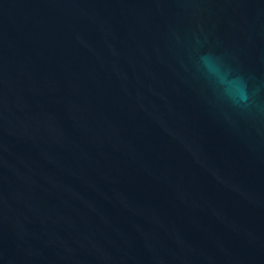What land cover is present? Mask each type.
I'll use <instances>...</instances> for the list:
<instances>
[{
    "label": "water",
    "instance_id": "obj_1",
    "mask_svg": "<svg viewBox=\"0 0 264 264\" xmlns=\"http://www.w3.org/2000/svg\"><path fill=\"white\" fill-rule=\"evenodd\" d=\"M0 264H264V0H0Z\"/></svg>",
    "mask_w": 264,
    "mask_h": 264
}]
</instances>
